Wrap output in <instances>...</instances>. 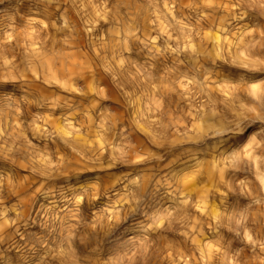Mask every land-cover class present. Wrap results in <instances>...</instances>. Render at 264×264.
Returning a JSON list of instances; mask_svg holds the SVG:
<instances>
[{
    "label": "rangeland",
    "instance_id": "374dc122",
    "mask_svg": "<svg viewBox=\"0 0 264 264\" xmlns=\"http://www.w3.org/2000/svg\"><path fill=\"white\" fill-rule=\"evenodd\" d=\"M255 156L264 0H0V264H264Z\"/></svg>",
    "mask_w": 264,
    "mask_h": 264
},
{
    "label": "bare ground",
    "instance_id": "6f19581e",
    "mask_svg": "<svg viewBox=\"0 0 264 264\" xmlns=\"http://www.w3.org/2000/svg\"><path fill=\"white\" fill-rule=\"evenodd\" d=\"M227 11H230V9L227 8ZM227 31H228L227 20L220 19V21L217 25V28H216V33H215V36L213 38V41H216L218 46L226 45L228 47V53L230 54V59L233 62H238V59H240L237 56L239 46L231 49V46H233V45L237 46V44L236 43L234 44V42L238 41V40H236L235 38L229 37L227 34ZM240 42L241 43L245 42V39L241 38ZM204 45L205 44L201 43L200 47H198V43H197V44H193L191 46V48H194V49L198 48V50H202ZM55 79L57 81L61 80V78H58V76ZM151 116L152 115H148V118H150ZM204 121H205V123H211L212 119L207 116L204 118ZM148 124L152 125V121H148ZM180 128H181L180 125H176L175 131H179ZM157 132L165 133L163 131H160V129H158ZM152 136L153 137L151 138V141H152L153 145L159 146V145L166 144L164 141H161L160 137L157 134L156 135L152 134ZM171 137H172V139L177 138V143H181V142H184L186 140L184 138H183L184 140H182V137H178L176 134H171ZM170 144H171L172 148L175 147L174 146L175 141H172V142L170 141L169 145ZM140 147H147V149L149 147L152 148V146H150V145L148 146V144L144 140H141ZM138 148H139V146H137L135 148V150L138 151ZM253 155L254 154H250V156H253ZM254 160H255L254 161L255 176L257 177L258 182L256 181L253 188H250V191H248V196H249L248 197V199H249L248 205L253 204V206H250L249 211L250 212L254 211V213H252L250 216L241 213L238 216V221H239V225H240L241 229L245 233V236H264V213L263 214L260 213L259 210L262 209V207L256 205V202H261V201L264 202V159H263V157L255 156ZM144 180H145V185L149 184L147 177H145ZM28 189H30V188H28ZM228 209L229 208H227V210ZM0 210L2 211V213H0V218L2 216L6 217L5 210L4 209L2 210V208H0ZM216 210L217 211L215 213V218H216L215 220H220L222 218V214L220 215V209L219 208H217ZM228 214H229V212L226 213V215H228ZM218 223H216V225H214L212 228H210V230H211L210 234L203 233L201 235L203 237L196 241L198 243L197 249L199 250L200 257L203 259L204 262H207L208 257H210L209 253L212 252L213 243H210V239L213 238L212 236H216L217 234H219L218 225H217ZM207 236H210V237H207ZM262 245L264 246V241L262 242ZM263 249H264V247H263ZM181 256L189 257L190 254H189V252H181ZM220 261H221V258H220ZM185 263L188 264L189 262L186 261ZM156 264H159V262H157Z\"/></svg>",
    "mask_w": 264,
    "mask_h": 264
}]
</instances>
